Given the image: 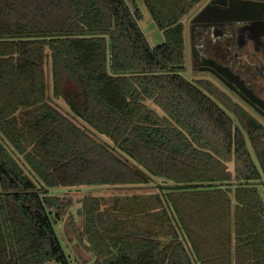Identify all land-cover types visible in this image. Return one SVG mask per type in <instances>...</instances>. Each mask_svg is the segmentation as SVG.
<instances>
[{"label":"trees","instance_id":"obj_1","mask_svg":"<svg viewBox=\"0 0 264 264\" xmlns=\"http://www.w3.org/2000/svg\"><path fill=\"white\" fill-rule=\"evenodd\" d=\"M198 1L143 0L152 46L134 0H0V264H70L77 218L84 264H264L262 130L181 75Z\"/></svg>","mask_w":264,"mask_h":264},{"label":"flooded vegetation","instance_id":"obj_2","mask_svg":"<svg viewBox=\"0 0 264 264\" xmlns=\"http://www.w3.org/2000/svg\"><path fill=\"white\" fill-rule=\"evenodd\" d=\"M185 16L184 52L196 80L258 126L264 142V0H200Z\"/></svg>","mask_w":264,"mask_h":264},{"label":"rangeland","instance_id":"obj_3","mask_svg":"<svg viewBox=\"0 0 264 264\" xmlns=\"http://www.w3.org/2000/svg\"><path fill=\"white\" fill-rule=\"evenodd\" d=\"M136 4H138L141 12H142V19L139 21L140 27L145 34L148 42L150 45L155 46L163 41V35L162 32L156 27L154 24V21L152 20L151 16L149 15L148 11L146 10L143 0H134ZM186 16L182 18L183 25L185 24ZM181 75L185 77L186 79L190 81H195L198 77H200V73H196L195 68H191L186 56H185V65L184 69L181 71ZM54 102L60 106L63 110L70 111L69 106L63 101L61 98L53 99ZM218 103L222 106L223 104L218 101ZM71 112V111H70ZM86 125V123H85ZM98 136L107 141L108 143H111L109 139H107L104 135L98 134ZM231 168V165H229ZM262 171V180L259 183V188L261 191H263V197H264V167L261 169ZM160 181L158 179L154 180L153 182L147 184V185H134V186H118V187H109L105 185H84L78 188H69V189H61V188H55L51 191L56 194H69L72 195L74 198H79L83 195L87 194H106L110 195L112 193H125V192H141V191H151L154 190L157 184H159ZM79 206V203L74 205L72 207L73 214L75 213V209ZM55 231L59 237V240L62 244V247L65 251V253L68 254V257L70 259V264H84V262L89 259L91 256L83 253L82 251L76 250L75 247V240L72 239V234L75 233V231L80 230V221L77 218V222L74 225H69L66 223L65 220H59L54 225ZM42 264H53L52 261H47ZM194 264H196L194 262Z\"/></svg>","mask_w":264,"mask_h":264},{"label":"water","instance_id":"obj_4","mask_svg":"<svg viewBox=\"0 0 264 264\" xmlns=\"http://www.w3.org/2000/svg\"><path fill=\"white\" fill-rule=\"evenodd\" d=\"M200 15L198 17H196L195 19H199Z\"/></svg>","mask_w":264,"mask_h":264}]
</instances>
